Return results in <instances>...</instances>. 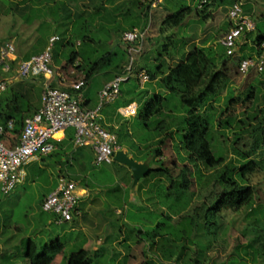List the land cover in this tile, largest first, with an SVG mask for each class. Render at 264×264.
<instances>
[{"label":"rangeland","instance_id":"obj_1","mask_svg":"<svg viewBox=\"0 0 264 264\" xmlns=\"http://www.w3.org/2000/svg\"><path fill=\"white\" fill-rule=\"evenodd\" d=\"M117 1L122 2L97 0L96 5L112 18H101L97 22L91 14L85 27H79L83 16L87 15L81 0H39V3L37 0H1L3 12L17 14L20 7L26 5L28 23L35 19L43 23L38 29L42 38L34 43L32 53L43 46L50 33L60 37L51 50L52 66L54 70L61 67L62 81L67 85L81 75L79 69L68 63L72 52L78 53L84 73L96 66L86 86L90 104L96 106L98 88L112 77L111 61H119L118 69L130 64L131 57L122 37L133 26L143 29L149 25L142 50L132 55V75L141 69L155 75L159 65L165 73L192 50L211 48L216 66L206 64L200 85L207 80L209 71H223L224 79L219 83L216 97H210L201 108V115L210 121L206 138L211 153L221 156L222 161L206 168L201 161L185 160L188 154L182 143L186 129L185 107L178 95L164 88L156 89L153 79L140 87L133 76L121 84L118 102L109 106L133 99L139 105L137 115L128 117L126 124L112 131L131 158L146 161L151 168L167 167L172 180L150 171L134 184L127 166L115 161L96 164L93 153L85 146L72 144L71 153L65 156H57L54 150L39 156L23 166L26 176L21 184L7 194L0 190V264H30L24 255L29 242L39 250L43 244L57 239L62 248L53 255L50 264H65L70 253L80 248L87 251L90 264H165L171 262L169 256L173 253L174 257L179 253L185 260L192 258L196 264H264V257L252 261L244 254V249H250L245 246L248 242L258 246L262 240L258 235L260 230H253L251 226L256 221L260 228L264 226V128L262 132H252L263 116L260 111L264 108V71L239 73V54L249 52L245 47L237 49L232 57L219 56L223 47L218 40L228 28L227 13L234 0H209L203 7H199L201 0H166L153 8L151 15L145 10L147 4L140 0ZM244 1L248 3V11L253 7H262L264 11V0ZM187 6L191 12L179 26L172 29L162 26L166 16ZM50 10L55 12V17L62 18L52 19L60 23L58 26L45 24L50 22H45L47 14L44 13ZM74 14L78 23L74 32L68 33L66 23L72 22ZM252 16L257 29L249 37L254 42L264 36V20L261 22L257 15ZM6 23L1 17L0 39L6 34L17 35L14 29H6ZM160 25V29L154 30ZM111 53L116 57L111 58ZM9 86L10 83L5 92L10 94ZM33 91L37 95L39 88L33 86ZM154 94L167 98L168 102H162V111L158 114L145 119L142 113ZM12 97L19 99L15 93L8 98L12 100ZM171 103L177 109L170 115L166 108ZM235 133L240 138L234 143ZM157 147L162 157L156 159L153 154ZM248 160L259 164L257 170L245 175V183L254 191L252 207L237 212L225 210L216 215L208 212L225 189L219 180L224 167L232 169L226 179L239 182L238 167ZM183 165L191 171L187 191L180 188L181 179L177 178ZM59 173L89 191V197L77 205L79 214L72 221L60 224L41 208L42 197L53 190ZM172 181L174 187L167 188ZM96 222L101 225L96 226Z\"/></svg>","mask_w":264,"mask_h":264},{"label":"built area","instance_id":"obj_2","mask_svg":"<svg viewBox=\"0 0 264 264\" xmlns=\"http://www.w3.org/2000/svg\"><path fill=\"white\" fill-rule=\"evenodd\" d=\"M149 12L158 7L163 0H145ZM205 2L201 0L199 7ZM227 17L230 21L229 29L221 36L219 43L225 49L226 55H235L240 39L245 34L255 30V20L246 15L242 9L241 0H235L229 7ZM147 29H131L124 33L122 40L130 55V64L122 74L115 76L107 82L98 93V104L95 108H87L83 104V91L88 84L84 75L72 81L70 90L51 86L49 80L55 75L52 66L51 50L54 43L59 40L57 35L49 38L48 45L39 54L21 61L17 66V76L20 79L41 77L45 80L41 92V107L39 111L24 120L23 127L17 143L8 146L2 141L5 132L13 128V121L0 123V190L7 194L25 180L26 173L23 166L51 153L55 146L52 142L57 131L73 128V146L90 147L94 153V162L111 163L114 153L119 149L115 134L106 130L98 121L99 111L103 105L112 103L121 94L120 87L123 82L129 81L133 74V54L142 50ZM15 54L12 43L5 42L0 45V69L9 72L10 61ZM77 65L75 61L73 66ZM264 71V43L260 44V53L245 57L238 63L239 73L246 75L250 71ZM74 71H71L73 73ZM61 74V73H60ZM135 78L140 87L150 80L149 74L138 70ZM63 80V77L59 75ZM8 79L0 78V95L6 91ZM77 183L63 175L58 176L55 189L41 202V208L52 214L55 222L65 223L73 220L78 213L77 205L79 194ZM165 264H176L167 262Z\"/></svg>","mask_w":264,"mask_h":264},{"label":"trees","instance_id":"obj_3","mask_svg":"<svg viewBox=\"0 0 264 264\" xmlns=\"http://www.w3.org/2000/svg\"><path fill=\"white\" fill-rule=\"evenodd\" d=\"M208 2L209 0H205V2L201 5V7L205 6ZM141 3L146 4L145 0H143ZM145 10L148 14V10H149L148 5H146ZM190 12L191 9L188 6L182 7L173 15L166 16L162 21V26H164L166 29L176 28L182 23L186 15H188ZM256 29L257 26L255 30ZM261 43H264V36H259L257 39H255V41L253 42L254 45L251 47L250 56L258 55L260 53ZM205 51H207V53H205ZM111 54L109 55L111 58L116 57V55H113V53ZM77 56H79L77 52H72L68 60V63L73 66ZM219 56L222 58L227 56L224 48L223 51L222 50L220 51ZM246 56L247 55L245 54H239L238 60L240 61ZM118 62H119L118 60H112L110 63V65L113 66L112 69V72H114V76L112 75L113 78L119 74H122L125 71V69L122 67L118 69L119 65L116 66ZM206 64H210L213 67L216 66L214 64V57L211 56V48L209 47L205 49L192 50L191 52L185 54L181 59V61L177 62L173 66H170L165 73L161 71L160 65L158 66V71H156L157 73H155V75L149 72L147 69L145 71L149 74L150 80L156 78V74L160 72L159 74L160 79L158 80L157 83L158 87L164 88L167 91L175 92L179 97L180 103L185 107L184 121L186 124V129L184 136L182 138V143L184 145L186 152L188 153L187 156L185 157V160H188L190 163H193L194 161H201L206 168H212L217 166V164L221 163L222 157L221 156L215 157L211 153L210 144L206 138L210 126V121L208 119L206 120L205 117L201 115V108L205 106V104L208 102L210 97H212L213 99L214 97H216L219 83L222 82V80L224 79V74L223 71L218 69L214 72L209 71L208 73L209 75L206 76L207 80L200 85V82L204 77L203 69H205ZM81 66L82 64L80 60L79 62H77V65L73 67L79 69V71L83 73L85 78L88 80L93 70L96 69V66H94L93 69H91L88 73H84V71L81 69ZM50 84L51 86H56L52 82ZM194 87L197 88L195 90H192ZM65 90H70V88H66ZM11 101H14V99ZM132 101L133 99H130L128 103ZM162 102H168V99L165 97L163 98L157 94H154L153 98L149 102H147L146 107L144 109V113H142L144 118L147 119L162 111ZM9 105L12 108L11 111H8L5 108H3L4 106L2 107L3 109H5L4 110L5 112L0 111V123L5 124L9 120L13 121V128L10 131L5 132V134L2 137V141L4 142V144L8 146H13L17 143V139L20 135L24 122L22 116H19L14 121L13 119H11L13 116L9 114V113L15 114V112H18L17 107L20 105L19 102L18 101L11 102V104ZM0 107H1V101H0ZM176 107H177L176 105H173L171 103L167 105L166 110L171 115L172 114L171 111L177 109ZM260 112H262L263 116L258 126L253 128L252 132L254 133L262 132L264 128V108ZM253 120H256V116L253 118ZM162 124L164 123L162 122ZM72 134L74 135V132L69 131L68 134L66 133V138L62 141V143L59 144H56L55 142L53 143L55 146L53 152H56L57 156H61V155L65 156L71 153L73 149L72 148L73 143L70 142L69 140H73ZM238 135H239L238 133H235L234 143L240 138ZM117 144L118 146H120L118 141ZM90 150L91 152H93L91 148ZM153 155L154 158L156 159L162 157L160 147H157L154 150ZM258 168H259V164L255 161L248 160L242 162L241 165L238 167V174H239V182H238L232 178L226 179L228 172L232 169H230L227 166L224 167L222 174L219 176V180H220V184L225 185V189H223L221 193L218 195L219 198L215 202V204L211 208L207 209L208 212H212L213 214L216 215V214H221L225 210H231L237 212L241 208L252 207L254 202V191L252 186L245 183V175L249 172L257 170ZM150 171L155 172L157 174H161L163 176H167L169 179L172 180L171 178L172 176L170 174L171 171L167 167H164V169L160 167L151 168ZM190 172L191 171L189 167L187 165H183L177 175V178L181 179L180 188L186 191L188 190L191 182V180L189 179ZM59 175H63L69 179H72L71 177L63 173H59ZM172 187H174V181H172L169 187L167 188L171 189ZM44 197H46V195L42 197V200ZM257 222L258 221H256L254 225L251 226V228L256 231L260 230V233L258 235H261L262 240L259 242L258 246H255L252 243L248 242L245 246H249L250 249L249 250L244 249L245 256L250 257L252 261L256 260L259 256L264 257V226L260 228ZM61 248L62 245L59 243L58 239L56 241L43 244L39 248V250L32 242H29L26 246L24 255L28 259L30 264H49L52 261L53 255L55 253L56 254L59 253ZM174 254L175 253L169 256V261L175 262L176 264H179V262H181L182 264L183 263L196 264L194 262V259L192 258L189 260H185L182 258V256L179 253H177L175 257ZM90 262L91 260L88 258L87 251L82 248L70 253V255L65 260V264H90Z\"/></svg>","mask_w":264,"mask_h":264},{"label":"crops","instance_id":"obj_4","mask_svg":"<svg viewBox=\"0 0 264 264\" xmlns=\"http://www.w3.org/2000/svg\"><path fill=\"white\" fill-rule=\"evenodd\" d=\"M81 1H83V4H82L83 7L82 8L84 9V12L87 15L84 14L85 16H83V21L81 23H79V27L80 26L81 27L82 26L85 27V25L89 22V20L87 22V19L91 17L90 16L91 14L93 15L92 17H94V19L97 20V22H98V19H101V18L102 19L112 18L105 10H102V7L99 8L100 5L99 6L96 5L97 4V2H96L97 0H81ZM142 1L143 0H140V2H142ZM165 1L166 0H163V2L161 4H164ZM20 2H22V1H20ZM99 2H100V0H99ZM120 2H122V1H120ZM120 2H118L116 0V3H120ZM241 2H242L243 12L246 15H249L252 18H253L252 15H257L258 16L257 17L258 20H261V22L264 20V11L262 10V7H253V8H251L248 11L246 9L247 6H248L247 1L245 2L244 0H241ZM37 3H39V0H37ZM75 6H77V4L76 5L73 4V7H75ZM94 6H97V7L95 8ZM26 7H27L26 5L20 7V9H19L17 14L16 13L15 14L11 13L9 11L8 12H3V9H5V8H4V4L0 0V18L3 17V19L7 20V23H6V29L7 30L9 28L10 29H14L15 33L17 34V35H13V37L7 36L8 34H6L4 38L0 39L1 41L3 40V43L6 41V42H9V43H12L14 45V47H15V54L11 58V61H10V70H9V72H2L1 69H0V78L8 79V84L10 83L9 90H11L12 93H15V94H17L19 96V99H17V100H15L14 97H12V100L14 99V101H11V99L8 98V97L12 93L9 94V93L3 92L0 95V101H1L0 111L1 112H5L4 111L5 109L8 110V111H11L12 108H11V106L9 104H11V102L18 101L19 104H20L17 107L18 108L17 109L18 112H15V114L14 113H9V114L11 116H13L11 119H13L14 121L19 116H22L23 122H24V120L26 118L31 117L33 114H35V113H37L39 111V109L41 107L42 86H43L45 80L43 78H41V77L20 79L17 76V71H16L17 70V66H18V64L21 61L29 59L31 56L41 53L46 48V46L48 45L49 38L54 36V35H56L54 33H50L47 36L46 41L44 42L43 46H41L39 50L37 49L36 52L32 53L31 52L32 46L34 45V43H36L38 40H40L42 38V35H40L38 33V29L42 27L43 23H39L38 19H35L33 22H31L29 24L27 19H26L28 17L27 16L28 13L26 14V12H27L26 11L27 10ZM92 7H94V8L92 9ZM95 12H97L98 14H96ZM94 13L96 15H94ZM44 14H47V17H46L47 20H45V22L46 21L50 22V23H45V24L52 25V27L58 26L60 24V23L54 22L52 20L53 18L54 19H59V20L62 19V18L55 17L54 16L55 12H53V10L47 11ZM148 15H151V13L149 11H148ZM118 17L119 16L116 15L115 19L117 20ZM71 20H72V22L70 20H68L67 23H66V29H67L68 33L74 32V30L76 28V23H78V21L75 22V14H74V16L72 15ZM73 20H74V22H73ZM148 27H149V25H148ZM229 27H230V21L228 19V28L226 29V31L229 29ZM134 28H137V27L133 26V28H131V29H134ZM160 28H161V25H160L159 28H156L154 30H157V29H160ZM137 29H139V28H137ZM153 33H154V31L149 36H152ZM249 34L250 33L245 34L244 36H242L241 39H240V44L238 45V49H240V50L247 49L249 51L247 53L246 57H251L250 56L251 47L254 45L253 42H252L251 37H249ZM147 37L148 36H146V38ZM87 39L89 41L91 40L90 38H87ZM59 40H60V37H59ZM59 40H57V41H59ZM77 44H79V41L77 42ZM243 47H245V48L243 49ZM79 61H80L79 56H77L76 62H79ZM60 68L61 67H57L55 69V75L49 80V82L50 83L51 82L54 83L58 88H62V89L69 88L70 84L67 85L66 82L62 81V79L59 77V75L62 76L64 74V72L62 70H60ZM111 73L114 76V72H111ZM80 74H81L80 76L83 75V73H81V72H80ZM158 74H160V72ZM133 76L135 77V75H131L130 79ZM112 78L113 77L106 79L101 84V86L97 90V96H98V93H99L100 89L107 82L111 81ZM159 79H160V76L153 79V81L156 84L155 85L156 89L160 88L157 85ZM33 86L39 88V92H38L37 95L34 94ZM118 100L119 99L115 100L112 103H107V104L103 105V107L100 109L101 111L99 112V119H98L99 123L106 130H108L109 132H111L113 134H114V132L112 130H117V129L121 128V126L123 124H126L128 117H132V118L136 117L137 112H138V107H139V105L136 103L135 100H133L132 102L128 103V101L130 100L128 98L122 100L121 101L122 103H119L118 105H115V107H110L109 106L110 104H114V103L118 102ZM25 103H26V105H25ZM90 103H91V101L89 99V96L87 95V87H86L84 89V91H83V104L87 108H95L96 107L95 104H90ZM2 107L5 108V109H3ZM69 131L74 132L73 128H67L65 130L57 131L55 136H54V139L52 140L53 143L54 142L56 144L62 143V141L66 138V133L68 134ZM72 136H73V134H72ZM69 141L72 142V140H69ZM89 149H90V147H89ZM119 149L124 150L128 154V156L131 157L129 152H128V150L126 148H121L119 146ZM93 155H94V153H93ZM132 159H134V158H132ZM134 160H136V159H134ZM136 161H138V162H146V161H143V160H136ZM146 163L148 164V162H146ZM150 169H151V167H150ZM57 180H58V178H57ZM72 180H74V179H72ZM74 181L77 183V186H78L77 187V191H78V194H79L78 204H80V203L84 202L85 198L87 199L89 197V191H88L87 188L80 187L79 183L76 180H74ZM119 183H121V182H119ZM56 185H57V182H56L53 190L55 189ZM53 190H51L50 192H52ZM48 194H46V196ZM78 210L79 209H77V211ZM116 211H119V209H117ZM77 214H79V211H78ZM95 220H97V219H95ZM100 225H101L100 222H96V226L99 227Z\"/></svg>","mask_w":264,"mask_h":264},{"label":"water","instance_id":"obj_5","mask_svg":"<svg viewBox=\"0 0 264 264\" xmlns=\"http://www.w3.org/2000/svg\"><path fill=\"white\" fill-rule=\"evenodd\" d=\"M113 159L131 170L134 184L150 172V166L146 162H138L132 159L122 149L115 151Z\"/></svg>","mask_w":264,"mask_h":264}]
</instances>
